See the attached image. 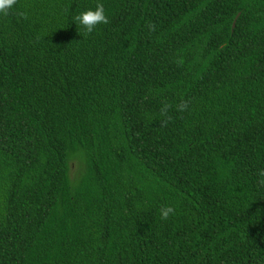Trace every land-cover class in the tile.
I'll return each mask as SVG.
<instances>
[{
  "label": "trees",
  "instance_id": "obj_1",
  "mask_svg": "<svg viewBox=\"0 0 264 264\" xmlns=\"http://www.w3.org/2000/svg\"><path fill=\"white\" fill-rule=\"evenodd\" d=\"M261 170L264 0L0 13V264H264Z\"/></svg>",
  "mask_w": 264,
  "mask_h": 264
},
{
  "label": "clouds",
  "instance_id": "obj_2",
  "mask_svg": "<svg viewBox=\"0 0 264 264\" xmlns=\"http://www.w3.org/2000/svg\"><path fill=\"white\" fill-rule=\"evenodd\" d=\"M17 3V0H0V13L7 16L9 10ZM75 24L82 26L86 33L90 34L100 24H108L109 19L104 13V7L102 3H97L95 10H87L73 17ZM186 105L181 107V110ZM260 175L264 177V170H261ZM264 183V181H261ZM174 212V208L171 206H164L160 209V219L167 220L169 215Z\"/></svg>",
  "mask_w": 264,
  "mask_h": 264
},
{
  "label": "rangeland",
  "instance_id": "obj_3",
  "mask_svg": "<svg viewBox=\"0 0 264 264\" xmlns=\"http://www.w3.org/2000/svg\"><path fill=\"white\" fill-rule=\"evenodd\" d=\"M72 165H73L74 172H76L77 170H79V168H80V162H79V160H74L73 163H72Z\"/></svg>",
  "mask_w": 264,
  "mask_h": 264
},
{
  "label": "water",
  "instance_id": "obj_4",
  "mask_svg": "<svg viewBox=\"0 0 264 264\" xmlns=\"http://www.w3.org/2000/svg\"><path fill=\"white\" fill-rule=\"evenodd\" d=\"M236 19H237V17L234 19V22H233V28L235 27Z\"/></svg>",
  "mask_w": 264,
  "mask_h": 264
}]
</instances>
